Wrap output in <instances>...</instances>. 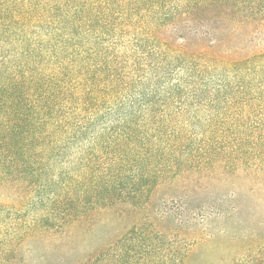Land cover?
<instances>
[{"label": "trees", "instance_id": "16d2710c", "mask_svg": "<svg viewBox=\"0 0 264 264\" xmlns=\"http://www.w3.org/2000/svg\"><path fill=\"white\" fill-rule=\"evenodd\" d=\"M238 175L264 182V0H0V264H109L115 228L121 263L182 264Z\"/></svg>", "mask_w": 264, "mask_h": 264}, {"label": "rangeland", "instance_id": "374dc122", "mask_svg": "<svg viewBox=\"0 0 264 264\" xmlns=\"http://www.w3.org/2000/svg\"><path fill=\"white\" fill-rule=\"evenodd\" d=\"M208 189L212 191L213 199L217 196L221 200L225 216L211 219L208 226L192 231L199 237L182 264H264V182L238 175L221 184L214 183ZM113 231L115 237L110 244L109 264H131L130 255L121 263L118 254L139 243L131 238L130 229L115 228ZM155 231L164 233L161 229ZM120 233L127 234L122 241L115 235ZM156 242L163 246L162 240ZM165 249L166 257L158 254L155 263L163 260L165 264H177L179 260L174 248L168 245ZM37 250L46 255L45 251L50 254L51 248L39 245ZM156 251L154 255H157Z\"/></svg>", "mask_w": 264, "mask_h": 264}]
</instances>
